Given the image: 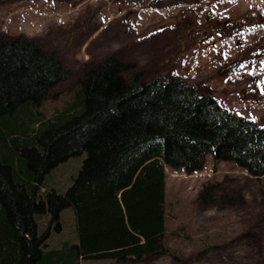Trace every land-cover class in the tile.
<instances>
[{
  "label": "trees",
  "instance_id": "16d2710c",
  "mask_svg": "<svg viewBox=\"0 0 264 264\" xmlns=\"http://www.w3.org/2000/svg\"><path fill=\"white\" fill-rule=\"evenodd\" d=\"M129 69L104 58L78 79L69 102L41 117L36 109L69 71L36 40L0 32V264H131L169 255L165 166L190 174L210 155L264 174V121L226 110L194 82L126 77ZM81 153L64 192L45 186L52 168ZM228 193L208 182L195 201L230 203ZM67 207L74 238L49 246Z\"/></svg>",
  "mask_w": 264,
  "mask_h": 264
},
{
  "label": "rangeland",
  "instance_id": "374dc122",
  "mask_svg": "<svg viewBox=\"0 0 264 264\" xmlns=\"http://www.w3.org/2000/svg\"><path fill=\"white\" fill-rule=\"evenodd\" d=\"M0 32L36 40L69 71L40 103L38 116L69 102L78 79L111 57L130 66L126 77L182 78L226 110L264 121V0H0ZM84 156L52 168L45 186L64 192ZM164 172L163 242L170 254L131 264H264V174L252 177L210 155L193 173L166 166ZM208 182L232 192L231 204H197V192ZM59 222L49 246L74 238L71 208L61 210Z\"/></svg>",
  "mask_w": 264,
  "mask_h": 264
},
{
  "label": "crops",
  "instance_id": "0c3cea01",
  "mask_svg": "<svg viewBox=\"0 0 264 264\" xmlns=\"http://www.w3.org/2000/svg\"><path fill=\"white\" fill-rule=\"evenodd\" d=\"M86 260H91V259H86Z\"/></svg>",
  "mask_w": 264,
  "mask_h": 264
}]
</instances>
